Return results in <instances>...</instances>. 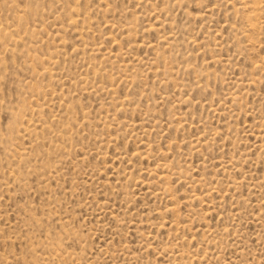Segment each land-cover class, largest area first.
I'll return each mask as SVG.
<instances>
[{
  "label": "rangeland",
  "instance_id": "1",
  "mask_svg": "<svg viewBox=\"0 0 264 264\" xmlns=\"http://www.w3.org/2000/svg\"><path fill=\"white\" fill-rule=\"evenodd\" d=\"M0 264H264V0H0Z\"/></svg>",
  "mask_w": 264,
  "mask_h": 264
},
{
  "label": "bare ground",
  "instance_id": "2",
  "mask_svg": "<svg viewBox=\"0 0 264 264\" xmlns=\"http://www.w3.org/2000/svg\"><path fill=\"white\" fill-rule=\"evenodd\" d=\"M22 156V155H21Z\"/></svg>",
  "mask_w": 264,
  "mask_h": 264
}]
</instances>
